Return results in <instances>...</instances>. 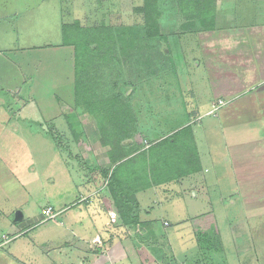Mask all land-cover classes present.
<instances>
[{"label": "crops", "instance_id": "crops-1", "mask_svg": "<svg viewBox=\"0 0 264 264\" xmlns=\"http://www.w3.org/2000/svg\"><path fill=\"white\" fill-rule=\"evenodd\" d=\"M117 1L113 9L100 0H69L68 7L63 3L64 10L61 0H0V238L9 239L0 248V264H156V258H160L158 264H174L166 255H148L146 246L139 250L145 260L138 261L130 254L132 247L121 241L120 234L128 237L124 228L131 227L121 224L110 195L96 193L99 188L94 178L77 185L86 192L79 195V200L68 204L65 197L52 202L49 199L44 206H53L58 214L48 221L41 218L44 206L38 214L26 213L22 205L27 201L14 202L12 181L7 179L12 177L13 141H23L26 138L22 135L38 132L44 136L38 130L29 131L27 122V116L37 112L34 108H39L38 103L24 101L18 95L24 89L28 64L19 62L25 59L23 56L12 55L14 51L22 55L30 46H14L15 40L49 39L46 41L54 43L50 44L52 52L70 47L55 41L63 39V24L76 20L89 24L92 11L111 14L91 26L120 22V16L114 13L119 11ZM257 1L215 0L214 28L195 32L194 28L183 29L180 36L198 39L178 41L185 59L191 55L198 69L210 70L208 80L213 92L222 93L215 98L224 99L226 104L210 116L207 112L213 100L205 105L196 103L197 107H208L204 114L209 119H186L176 127L189 125V130L165 145L168 148L164 150L170 149V156L176 159L170 166H157L155 161L164 154L153 145L157 140L152 134L160 129L152 127L142 133L148 140L143 138L139 161L133 166L145 161L152 164L141 171L142 182L135 194L139 218L158 220L167 226L164 228L171 240L165 248L173 252L176 261L184 260L178 264L191 263L194 258L193 264H264V39H215L220 34L246 35L245 28L257 29L260 35L264 19L255 14ZM140 4L141 0H132V12ZM248 5H253V10ZM178 18L180 26L185 19L177 13L175 21ZM169 21L173 24L172 15ZM30 52L27 50L28 56ZM56 117L54 122H59L60 116ZM178 147L181 153H173ZM101 154L94 165L105 171L112 165L108 148H101ZM106 162L108 166L104 167ZM13 165L19 166V159H14ZM207 214L214 219V229H203L212 242L208 246L195 242L189 226L191 219ZM145 230L159 233L161 225ZM196 230L198 236L199 227ZM182 238H188L186 244L180 243ZM190 241L196 245L190 246Z\"/></svg>", "mask_w": 264, "mask_h": 264}, {"label": "rangeland", "instance_id": "rangeland-1", "mask_svg": "<svg viewBox=\"0 0 264 264\" xmlns=\"http://www.w3.org/2000/svg\"><path fill=\"white\" fill-rule=\"evenodd\" d=\"M100 1L104 2H100V4L102 3L104 6L110 5L115 9L116 0ZM131 1L132 0L117 1L119 11L116 12L114 10V13L120 16V22L114 21L108 22V24L102 22L99 26L117 27L139 21L140 14H133ZM64 2L68 7L69 0H61V6L65 10L66 7L63 5ZM255 4V14L258 18L261 17L264 19V0H258ZM164 6V9L167 8L168 14L166 10L162 12L160 26L161 33L166 39L159 41V47L165 52L164 59L167 61V70L162 73L164 74L163 76L152 79H138L135 75V77L130 76L129 71L125 67L122 69L124 76L120 77V79L124 81L123 83L119 82V86H117L118 90L127 96L128 103L139 120V133L134 139L127 140V142L138 145L139 155L141 154L140 151L144 140L143 138L146 139L148 137L142 136V133H144L143 130L147 131L152 127L153 129L154 127L160 129L159 131L155 129L156 131L152 134L154 138H157L163 134H167L172 127L176 128L180 126L183 120L185 122L186 119H193L194 121L200 119V121L202 120V122H204L206 119H209V116L204 114L208 107H197L196 103L200 101L201 105H205L208 101L213 100L211 103L212 106L217 102L215 98L216 94L220 93L219 91L213 92V85L209 84L208 73L210 70L207 67L198 69L195 65V59L192 60L193 56L191 57L190 55L185 59L183 54L180 53L178 42L180 39L198 38L192 35L188 37L180 36L183 35V31L179 26L181 19L178 18L177 21H175L177 10L172 11L175 7V0H167ZM247 7L252 9L253 5H248ZM68 14L69 12L67 11L66 17ZM107 14L109 16L111 12L107 13L106 11V13H103L92 11V16L90 17V21H88L90 22L89 24L79 20L77 21H79L80 25L83 27H92V23L94 25L98 18L102 20L104 17H107ZM246 14L250 15L249 12ZM171 15L173 24L169 21ZM261 29L262 35L261 32L260 35L255 32L259 31L257 29L251 30L245 28L244 32L247 33L246 35L240 33L237 34V36L233 35L227 37L225 34H220L214 38L264 39V26H262ZM201 39H204V37ZM46 40L49 39H16L15 41L17 43L14 46H21L23 48L30 46V48L23 49L24 53L22 55L16 51H14L12 55L18 58L23 56L25 59L19 62H21V64H28L26 67L28 73L27 77H25L24 89L18 95L21 94L22 100L24 101L30 103L36 102L39 105L38 109L36 107L34 108V110L37 111L36 113L27 116L29 131L38 130L44 133V136L38 132V134L35 135H22L26 138L23 141H13L11 145L13 146L11 166L12 177L11 179L7 177V179L12 181V187L10 189L14 194V202L20 200L22 202L27 201V203L22 205L25 212L33 211L34 214L40 213L41 207L44 206L49 199H51L52 202L56 201L60 196L63 198L65 197L68 204L75 198L79 200L81 198L79 195L85 194L86 192L84 191V187L77 185H81L86 178H94V180L98 182L97 188L99 189L96 193L99 196L110 195L107 178L103 175L104 169L101 170V167L94 165L96 164L95 160L97 161V156L102 157L101 148L107 149L108 147L103 146L99 142V133L95 119L89 113H83L82 107L76 106L74 63L73 59L70 57V50L73 54V48L60 47V49L52 52V46L50 44L54 43ZM55 41L57 43L59 41L62 42V39H55ZM195 42L197 41L195 40ZM190 45L192 46V43ZM27 50L32 51L29 53V56ZM178 53L180 54L178 55ZM196 54L200 56L199 51H196ZM212 54L208 55L210 56ZM28 57H30V59H28ZM198 61L200 62L201 60ZM109 82L108 79L104 81L107 85H109ZM243 88L245 89L246 87L244 86ZM188 89H193L194 93L190 92L192 90L189 91ZM14 95H16V93ZM221 100L226 102L224 99ZM42 110L43 113H41ZM209 112L210 110L207 112V115H214V113ZM58 115L60 116L58 117L60 118L59 122H54V119L57 118L56 116ZM148 125L150 127H148ZM72 126L74 132L71 131ZM14 159H19V166L13 165ZM108 161L110 162V160ZM107 166L108 163L106 162L104 167ZM111 166L112 165H109L108 169L105 171L111 172ZM75 186H77V188ZM41 218H43V216H41ZM189 223L191 230L195 233L193 239L196 242L198 237L196 236V229L199 227V220L191 219ZM158 225H161V231L159 230V233L151 235L148 230H145L148 228L152 229V227ZM173 225L174 223L171 226ZM164 227L166 228L167 226L161 221L155 220L150 225L140 226L139 229H141L139 231H133L131 228H124L128 237L120 234V239L123 243L131 245L132 252H130V254L134 255L138 261L147 258L146 256L143 257V253L141 255V251L139 252L140 249H144L146 246L148 249L146 253L148 255H156V253L161 257L166 255L167 258L170 257L167 259L168 261L178 264L184 260L178 259V261H176L173 257V252L170 253L166 250L165 247L170 246L169 241L171 239L168 238V234ZM139 234L144 237L143 240L139 238ZM146 238H149L148 241L145 240ZM179 240L180 243L186 244L188 238ZM195 242L190 241L189 245L194 247L196 245ZM161 249L163 250L161 251ZM146 253L145 255H147ZM190 256L192 257L191 253ZM156 259L158 260L156 264H158L160 258ZM193 263H195V258L188 264ZM149 264H152V262Z\"/></svg>", "mask_w": 264, "mask_h": 264}, {"label": "trees", "instance_id": "trees-1", "mask_svg": "<svg viewBox=\"0 0 264 264\" xmlns=\"http://www.w3.org/2000/svg\"><path fill=\"white\" fill-rule=\"evenodd\" d=\"M166 1L141 0V4L133 8L134 13L140 14L139 21L129 25L83 27L77 20L62 25L61 44L73 48L76 106L82 107V112L89 113L96 121L99 142L108 147V157L112 164L111 172H103L107 178L109 194L114 201L121 224L136 231L141 229L140 226H147L153 222L140 220L139 204L135 195L140 188L137 187L138 184L142 182L141 171L148 166L150 168L152 163L137 162L138 164L133 166L139 161L141 154H138V145L127 140L134 139L139 133L140 124L128 103L127 96L120 92L117 86L119 82L124 81L120 77L124 76L122 69L125 67L130 76L135 75L138 79L163 76L162 73L167 70L165 52L159 47V41L166 39L161 33L160 26ZM214 1L175 0L177 13L185 19L180 28L188 31L194 28L192 32L212 30ZM105 79L110 81L109 85L104 83ZM71 128L74 132L73 126ZM188 130L189 125L173 128L167 134L154 139L157 140L153 141L154 149L168 148L165 147L168 142L175 141ZM172 152L178 154L181 150L178 147ZM162 153L164 154H159L155 159L157 166H170L176 160L170 156V149ZM198 220L200 230L197 241L208 246L211 244L208 240L210 236L203 232V229L210 227L212 229L214 219L212 215L207 214ZM139 238L144 239L140 235ZM161 251L159 250L160 254Z\"/></svg>", "mask_w": 264, "mask_h": 264}, {"label": "built area", "instance_id": "built-area-1", "mask_svg": "<svg viewBox=\"0 0 264 264\" xmlns=\"http://www.w3.org/2000/svg\"><path fill=\"white\" fill-rule=\"evenodd\" d=\"M226 104V102H224L221 99H217V102L215 104H213L211 106L210 112L209 113H214L216 112L220 107L224 106ZM57 212L55 211V209L53 208V206L51 205H47L46 207H44L42 209V216H43V220L44 221H48V220H53L55 219V217L57 216ZM8 237L7 236H2L0 238V248H2V246L8 241Z\"/></svg>", "mask_w": 264, "mask_h": 264}]
</instances>
